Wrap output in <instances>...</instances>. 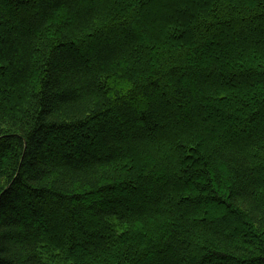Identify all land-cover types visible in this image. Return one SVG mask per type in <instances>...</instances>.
<instances>
[{
    "label": "trees",
    "instance_id": "1",
    "mask_svg": "<svg viewBox=\"0 0 264 264\" xmlns=\"http://www.w3.org/2000/svg\"><path fill=\"white\" fill-rule=\"evenodd\" d=\"M0 264H264V0H0Z\"/></svg>",
    "mask_w": 264,
    "mask_h": 264
}]
</instances>
